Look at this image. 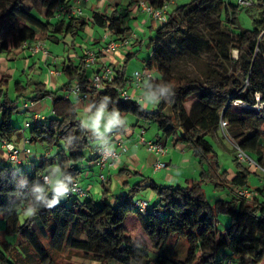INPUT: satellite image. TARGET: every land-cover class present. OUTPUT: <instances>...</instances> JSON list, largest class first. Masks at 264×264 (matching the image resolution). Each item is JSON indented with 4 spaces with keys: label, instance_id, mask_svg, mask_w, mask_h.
Returning <instances> with one entry per match:
<instances>
[{
    "label": "trees",
    "instance_id": "obj_1",
    "mask_svg": "<svg viewBox=\"0 0 264 264\" xmlns=\"http://www.w3.org/2000/svg\"><path fill=\"white\" fill-rule=\"evenodd\" d=\"M169 1L130 0L126 6L117 4L110 13L93 11L86 21L80 16L67 18L58 14L60 8L67 6L66 0H0V53L21 49L24 42L73 46L75 37L88 23L108 33L109 41L105 44L128 40L132 33L129 26L132 4L144 2L158 9ZM251 2L247 7L239 5L237 0H189L167 11L166 20L156 26L150 40L151 55L142 59L143 71L151 72L152 76L141 82V89L151 97L155 94L153 110L120 97L129 84L123 66L113 68L111 79L104 81L101 89L90 87L85 53L77 64L61 65L59 71L65 83L56 91L35 82L26 93L31 83L15 81L18 97L32 103L46 97L52 100L50 116L42 119L33 116L27 127L22 128L13 120V114H20L16 102L3 93L10 78L0 76L1 146L5 142L21 150L35 144L46 151L57 147L58 177L67 191L73 182H79L88 166L96 163L98 149L106 146L101 141L93 144L102 139L101 135L85 128L73 101L65 98L76 83L83 93H88L86 101L91 113L96 114L103 106L104 112L111 115L134 114L140 121L157 126L164 137L188 146L201 166L199 182L190 187L149 181L146 188L153 192L155 202L135 200L139 190L135 185L117 195L103 189L100 199L89 196L83 188L86 194L82 197L66 191L62 194L63 201H53L47 196L55 193L51 183L47 186L42 177H50L54 158L30 153L20 163H0V217L7 220L6 234H16L21 239L19 247L0 242V264H43V260H47L45 264H57L50 257V250L54 251L50 239L62 229L65 235L61 249L82 254L96 264L109 261L261 264L264 261V186L252 190L248 184L251 172L262 180L264 175L235 156L236 170L229 179L227 171L219 166V156L212 144V141L216 144L219 133L235 150L238 148L264 168V130L261 129L264 109L254 108L256 95L264 102V22L262 29L256 24L264 19V10L260 8L264 0ZM250 7L259 9V19L253 29L241 28L238 12ZM233 51L236 56L232 55ZM134 54L127 53L126 60ZM184 58L195 63L198 74L188 76L177 69L178 61ZM162 88L167 89L163 95ZM236 101L248 107H241L242 111L234 114L231 108ZM221 120L227 123L222 130ZM204 183L217 191L228 192V197L210 203L202 188ZM101 185L106 187L105 181ZM242 189L252 191V196H240L238 192ZM142 200L147 206L140 213L135 204ZM29 208L34 209L32 218L19 224V212ZM218 215L228 218L223 229L217 225ZM130 219L139 220L150 248L130 235L126 224ZM172 237L174 243L166 253L164 249ZM180 241L187 246L183 257L175 254Z\"/></svg>",
    "mask_w": 264,
    "mask_h": 264
},
{
    "label": "crops",
    "instance_id": "obj_2",
    "mask_svg": "<svg viewBox=\"0 0 264 264\" xmlns=\"http://www.w3.org/2000/svg\"><path fill=\"white\" fill-rule=\"evenodd\" d=\"M66 2H67V6H72L75 0H67ZM129 3L130 0H115L111 3H108L105 0H82L81 1L82 13L80 17L84 18L86 21H89L93 11L110 13L112 12L113 7L116 6L117 4L126 6ZM88 11H90V14H88ZM129 18H132L133 20V22L129 23L131 29L133 27H135L134 29L136 28L141 29L142 26L148 24L149 19L151 20V27H150L151 30L157 26V24L154 23L152 19L149 18V16L135 4H132L129 7ZM135 32H137V30H135ZM138 33L140 32L138 31ZM79 35L83 36L84 38L83 43L77 44L75 42L73 46H69V48L67 49L66 56L65 55L53 56L57 58L56 63L53 62L52 55H49V53L46 52L45 50L39 51L38 53H34V54L28 53L21 49H14L9 53H0V66H1L0 70L2 69L1 70L2 72H0V76H6L11 79V77H13L16 71L18 70L16 60L21 58L24 55V52L29 55L31 54L35 55L41 59L44 66L42 69L40 68L39 73H35L34 76L36 78L37 77L40 78L36 82L44 83L45 89L50 91H56L59 87L63 85V83H65V78L61 75V73L60 75L55 76L50 74V71L56 70L60 72L59 68L64 62H72L77 64L79 62V57H82L85 53H87L88 55L93 54L94 56L95 55L97 56L95 63L89 65L87 64V69L88 68L91 69L92 75H94L104 66H110L112 70L113 68L117 69L119 67H122L118 64L116 68V66L112 65V63L108 61L107 55L101 53L102 48L105 47L106 45L105 42H107V40L109 39L108 33L88 23ZM133 38H135L134 42L131 41ZM67 42L69 43V40H67ZM138 42L139 40L137 38V34L133 33L132 31L131 36L128 39L127 47L116 50L108 55L116 56V58L119 59L120 57H122V54L126 58L127 53H135L133 56L137 57L140 51L135 50L136 52H133V50L139 47V44H137ZM78 47L80 48L81 52H79ZM3 54L5 55V57L3 56ZM144 58L145 57H142L141 61ZM11 61L14 62L15 68L14 67L8 68L7 64H2L3 62H11ZM87 69H86V76L89 80L91 77L87 75ZM132 76L128 77L129 84L126 87V91L131 96L133 95L135 97L136 96L142 97L143 101L139 103L144 109L153 110L156 106V99H153L151 96H149V94L144 92L142 89H135L133 85ZM60 78L64 79L61 82V84L58 82ZM140 90L144 92V95L140 94ZM26 93H29V89L27 90ZM146 97H149L151 101L144 102ZM48 102H50L51 105V110L49 114L45 113L48 109ZM73 106L76 110L78 119H80L83 124H84L83 117H90L93 114L90 112V105L86 100L74 99ZM28 109L31 110V114L23 115L22 122L19 124L22 128L27 127L28 123L31 121L33 116L38 115L41 118H46L50 116L52 114V100L50 97H46L38 102H34V103L30 102V106ZM131 115L133 116L132 117L133 121L126 120L125 115L123 117L118 116L119 122L113 125L111 128H106L105 125L107 124L108 118L111 116V114L105 113V116L103 117L101 122V125L103 126L105 131L99 134L101 135L102 138L101 142L102 143L106 142V146L110 148L115 147L119 154V158L115 162V165L111 168L106 167L101 170L95 164H91L90 166L87 167L85 173H87V171L88 172L91 171L90 169H93V167H96L99 173L100 172L103 173L106 177L105 180L106 187H104L103 189L107 190V193L111 195H117L121 192H126L127 190H130L131 185L137 186V189L139 190L136 196L139 197H135V200L139 198L145 199L146 193L150 201H153L155 199L153 192L148 188H146V185L149 181H154L157 185H181L188 187H190L193 183L199 182L198 174L201 171V166L199 165L198 161L192 156L191 149L188 146L181 144L179 142L176 143L172 141L170 138L164 137V135L158 129L157 126L154 129H150L148 133H145L147 130L145 128L147 126L146 123L140 121L136 115L134 114ZM148 127H150L149 124ZM85 128L89 130L87 127ZM140 129H144V133L142 135L144 140L162 143L166 149L165 154L158 156L149 152L146 146L140 141V136H139ZM92 131H95L96 133H100L99 128H94ZM118 143H120V145H118ZM226 143H228V141L223 137H221L220 134L218 133L216 138V144H218L221 147H225ZM42 154L47 155L49 153L46 150H44V148L39 147V149L36 152V155L39 157ZM7 161L8 159H7L6 151L0 144V163H5ZM157 162L164 163L165 166L159 169H155V164ZM219 166L221 167L220 164ZM235 170L227 171V176L229 179H231L234 176ZM89 176L90 175H88L87 178H89ZM52 177L57 178L58 174L57 176H53L52 174ZM141 180H145V181L140 182ZM212 189L213 190L210 191L211 195H213L212 197H217L221 199L228 197V192L222 191L218 196L216 194L217 190H215L213 187ZM85 191L88 193L89 196H92L90 184H88ZM101 196L102 194L100 195V198ZM130 221L134 223V221L136 220L130 219ZM130 221L128 223H131Z\"/></svg>",
    "mask_w": 264,
    "mask_h": 264
},
{
    "label": "rangeland",
    "instance_id": "obj_3",
    "mask_svg": "<svg viewBox=\"0 0 264 264\" xmlns=\"http://www.w3.org/2000/svg\"><path fill=\"white\" fill-rule=\"evenodd\" d=\"M224 1H228V0H224ZM186 2H189V0H174L171 4L168 5L167 11H171L175 6L180 5V4H184ZM72 5H74V3ZM79 6H80V8H82L81 3L79 4ZM260 8L262 10H264V6H261ZM258 10L259 9H257L256 7L241 9L237 15L239 26L241 28H244V29H253L255 26V23H256L255 22L256 19H259L258 18L259 17V11ZM88 14H90V11H88ZM131 22H133L132 18H130V23ZM262 22H264V19H261L256 23L260 29H262ZM150 27H151V20L149 19L148 24L145 26H142L141 29H139V28L134 29L135 27H133L131 29L133 31V33L137 34L138 40H140L139 47L133 50V52H136L135 50L140 51L137 57L132 56L130 59L126 60V58L123 54H122V57H120L119 59H117L116 56L107 55L108 61H110V63H112V65L116 66V68H117L118 64L120 66L124 67L123 70H124L125 75L127 77L132 76L135 72H142L144 69V62L141 61V58L142 57L148 58L152 53V46L150 44V40L154 38V35H155L154 30L156 27L153 28L152 30L150 29ZM135 30H137V32H135ZM140 30H142V31H140ZM138 31L140 33H138ZM99 32H100V30H99ZM83 40H84L83 36L77 35L75 42L77 44H81V43H83ZM131 41L134 42L135 38H133ZM43 48L46 52L49 53V55H52V57H53L55 55H62V56L65 55L66 56L67 49L69 48V46L64 45L63 43L52 44V43L46 42V43H44ZM78 50H79V52H81L80 48ZM232 55L236 56V52L233 51ZM3 56L5 57L4 54H3ZM16 63L18 66V70L16 71L14 76L11 77L10 82L8 84V87L5 89V91L3 93L6 94V96L10 99V101L16 102L17 111L20 114H17V113L13 114V116H14L13 120H14L15 124H20L22 122L23 115H30L31 114V110L28 109L27 111H23V109H22V105L25 102L30 104V101L28 99H26L25 97H18L17 96V93L14 91L15 80H21L23 83H26V82L31 83L29 85V92H30L31 86L36 81H38L40 79L39 77L36 78L34 76V74L39 73L40 68L42 69L44 64L42 63L41 59L38 58L37 56L32 55V54L29 55L25 52L21 58L16 60ZM2 64H7L8 68H11V67L15 68L13 61L3 62ZM2 66H4V65H2ZM177 69L180 70L181 73H184L188 76H194V75L198 74V69H197V66L195 65V63L189 61L186 58L178 61ZM1 70H0V72H2ZM87 75L91 78L93 77L90 68L87 69ZM60 79L58 80V82L61 84V82L64 79H61V80ZM140 94L144 95V92L142 90H140ZM1 99H4V95L1 97ZM70 99L72 101H74V99H76V98L73 95H71ZM146 101L147 102L151 101V99H149V97H146L144 102H146ZM255 109L262 110V109H264V106L259 105ZM50 110H51V105H50V102H48V109L45 113L49 114ZM231 111H232V113L237 114L238 112L242 111V109L240 106L235 105L233 103ZM94 117H95L94 114H92V116H90V117H83L85 127H87L89 129V131H91V132H93L92 130L94 129V127H92V120ZM132 117L133 116L131 114L125 115L126 120H132L133 121ZM101 122H102V120H101ZM146 125L147 126L145 128L147 130L145 133H148V131L150 129L156 128V126L154 124H149L150 127H148L147 123H146ZM261 129L264 130V125H262ZM104 131H105V129L100 124V127H99L100 133H98V134H101ZM101 140L102 139H98V140L94 141L93 144H96V143L100 142ZM212 144L214 146L215 151L218 153L219 164L221 165L222 169L226 170V171H228V170L234 171L235 167H236L235 162H234L236 150L233 148V146L229 143H226L225 147H221L218 144H215V142H213V141H212ZM29 148L31 150V153H34V154H36L37 150L39 149L38 145H35V144L30 145ZM58 150L59 149L57 147H55L54 150L47 151L49 153L48 157H50L51 159L54 158V164H52L50 166V172H51L50 177H49L50 183L52 182V180L55 179L54 177H52V174H53V176H57V174H58L57 158L55 156V154L57 153ZM6 155H7V153H6ZM7 159H8V157H7ZM29 169H31V164L28 163V170ZM90 170L91 171H89V172L87 171V173L83 172L82 176L79 179V186L81 188H83L84 190H86L88 184H90L92 196L95 199H99L100 195L102 194V190H103V188L101 186V179L99 177V174L101 172L99 173V171H98V169H96V167H93V169H90ZM88 175H90L89 178H87ZM260 177H261L260 175L251 172V175L249 176V183L248 184L252 190L259 187V186H264V180H262ZM51 187H52V183H51ZM212 187H211V184H207V183H204L203 187H202L204 190V193H205V195H206V197L210 203H213L215 201V199H217V197H212L213 195H211L210 191L213 190ZM221 192H222L221 190H218L216 194L219 196V194ZM48 195L51 196V200H53V201H63L64 200V197L62 194L57 195L56 193H54V194L48 193L47 196ZM136 197H139V196H136ZM146 197H147V193L145 194V200L150 201V199L148 197L147 198ZM26 213H27V210L19 212L18 218H17L19 224H23L25 222V220H27V218H30V216L32 218V215H26ZM134 220H136V221H134V223L132 221H130L131 223H126L128 230L130 232V235L133 236L136 241L140 242L145 247L150 248L151 243L149 242L147 237L142 232L139 220L138 219H134ZM227 222H228L227 217L222 216V215L217 216V225L219 226V228L223 229L225 227V225L227 224ZM6 226H7V220L0 217V242L6 241L10 244H14V245H17L19 247L18 242L21 239L16 234H6V232H5ZM64 235H65V230L62 229V230L57 231L50 239L51 247L54 249V251L50 250L49 253H50V257L54 260V262H56L57 264H96V263H92L89 259L85 258L82 254L76 253L74 251H70L68 249L62 250L61 248L63 245ZM174 239L175 238L172 237L169 240L168 244L166 245V247L164 249V251L166 253H168L171 250V247L174 243ZM186 248H187V246H186L185 242L180 241L177 248L175 249L176 256L183 257L186 253ZM46 261L47 260H43V264H45ZM106 264H118V263L113 262V261H109ZM261 264H264V261H262Z\"/></svg>",
    "mask_w": 264,
    "mask_h": 264
},
{
    "label": "built area",
    "instance_id": "obj_4",
    "mask_svg": "<svg viewBox=\"0 0 264 264\" xmlns=\"http://www.w3.org/2000/svg\"><path fill=\"white\" fill-rule=\"evenodd\" d=\"M82 0H75L74 5L72 6H66L63 8L59 9V15L66 16L67 18L70 17H77L81 16L82 9L80 8L79 4L81 3ZM174 0L169 1L168 3H165L161 8H153L149 5H147L144 2H140L138 6L140 9H142L143 12H145L154 23L157 25H160L166 20V14H167V8L168 5L171 4ZM237 3L242 6H251L252 2L251 0H237ZM128 45V40L120 41V42H113L110 41L108 44L105 45V47L102 48V53L105 55L111 54L112 52L119 50L121 48H126ZM44 43L41 41H36L33 43H22L21 44V49L27 51L28 53H38L39 51H44ZM47 54V53H45ZM53 62L57 61V58L53 57L52 58ZM96 58L93 54H90L87 56L85 63L87 64H93L95 63ZM50 74L58 76L60 75V72L53 70L50 71ZM113 75V70L110 66H104L102 67L99 71H97L93 77L90 79V87L94 89H101L103 82L110 80ZM152 76L151 72L149 71H142V72H135L132 76L133 79V85L135 89H141V82L145 79H148ZM73 95L76 99L79 100H87L89 95L88 93H83L81 86L79 84H74L71 86L70 90L68 91L67 95L65 98L70 97ZM120 97L123 100H133L137 102H142L143 98L138 97V96H131L126 90H122L120 92ZM156 99V97H155ZM255 99L257 101V105L254 106V108H257V106H264V102H260V95H256ZM235 105H238L240 107H248L247 105L243 104L242 102L236 101L234 102ZM30 104L29 103H24L22 105L23 108H29ZM35 119H42L40 116L36 115L34 116ZM227 123L223 120L220 122V129H224L226 127ZM144 133V129H140L139 136H140V141L146 146L147 150L155 155H163L166 152V149L164 145L160 142H154V141H146L143 139L142 135ZM120 145V143H118ZM2 147L5 149L8 157V161L16 164L20 163L23 158L31 153V150L29 147H23L21 150L17 149L14 147V145L9 144V143H2ZM236 158L248 166L252 167L254 170L259 171L262 175H264V168L259 167L253 160H251L248 156H246L241 150L236 148V153H235ZM119 158V154L116 150V148H109V147H102L99 148L97 151V160H96V166L99 167V169H104L106 167H113L115 165V162ZM164 163L157 162L155 164V169H159L164 167ZM99 177L101 181H105L106 178L105 176L100 173ZM42 181L48 186L50 184V178L48 175H44L42 177ZM69 194H74L78 195L80 197L84 196L86 193L85 191L79 186V182H73L70 187L68 188L67 191ZM239 195L244 197V198H250L252 196V191L242 189L239 192ZM147 206V202L142 200L138 201L135 204V207H137L140 210V213H142Z\"/></svg>",
    "mask_w": 264,
    "mask_h": 264
},
{
    "label": "clouds",
    "instance_id": "obj_5",
    "mask_svg": "<svg viewBox=\"0 0 264 264\" xmlns=\"http://www.w3.org/2000/svg\"><path fill=\"white\" fill-rule=\"evenodd\" d=\"M166 91H167V89L162 88V89H160V94L163 95ZM152 98L155 99V94H153ZM104 116H105V112H104V108L102 106L100 108V110L95 114V117L92 120V127L99 128L100 124H101V120ZM118 122H119L118 121V115L112 114L108 118V122L105 125V127L111 128L113 125H115ZM51 183H52V189L57 195L63 194L64 192L67 191L66 185L63 183V181L61 179H59V177L52 180ZM37 191H43V189H37ZM33 213H34V209L29 208L27 210L26 215H32Z\"/></svg>",
    "mask_w": 264,
    "mask_h": 264
}]
</instances>
